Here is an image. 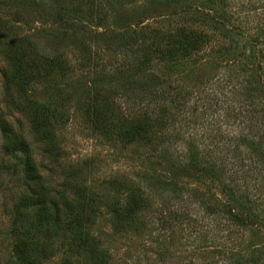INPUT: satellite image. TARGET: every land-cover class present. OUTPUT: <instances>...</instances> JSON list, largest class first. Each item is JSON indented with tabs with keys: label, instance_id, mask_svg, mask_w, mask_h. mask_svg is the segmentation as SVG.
<instances>
[{
	"label": "rangeland",
	"instance_id": "rangeland-1",
	"mask_svg": "<svg viewBox=\"0 0 264 264\" xmlns=\"http://www.w3.org/2000/svg\"><path fill=\"white\" fill-rule=\"evenodd\" d=\"M158 1L0 0V264H264V173L241 142L264 135L253 94L264 88V0ZM10 49L22 102L7 91ZM157 79L172 91L165 110L131 92L144 84L150 96ZM36 108L57 139L49 153L25 117ZM9 131L28 146L7 152ZM188 151L206 172L188 164L177 176L193 194L181 201L162 182ZM136 192L149 206L125 219ZM232 198L260 222L211 214Z\"/></svg>",
	"mask_w": 264,
	"mask_h": 264
},
{
	"label": "trees",
	"instance_id": "trees-1",
	"mask_svg": "<svg viewBox=\"0 0 264 264\" xmlns=\"http://www.w3.org/2000/svg\"><path fill=\"white\" fill-rule=\"evenodd\" d=\"M34 1L38 2L39 5L42 4L43 6L48 4V0H34ZM88 1L90 2L87 3ZM115 1L123 2V5H128L130 4L131 1H136V0H115ZM151 1L153 0H144V6L148 7V4L150 5L153 4V2ZM179 1L180 0H175L173 2L179 3ZM76 2L82 5L88 4V6L95 8V9H101V10L103 9L102 6L98 4L100 3V0H87V1L86 0L85 1L76 0ZM125 2H127V4H125ZM154 3L160 6L163 4L168 5L169 0H166V1L159 0L158 2H154ZM118 19L121 20V22L126 20L125 17H122V16H119ZM3 21L4 20L0 18V28L5 27L3 24ZM10 50H8L9 52L6 51L7 52L6 58L8 60L7 61L8 69L5 71V76L7 77V83H8L7 91L11 93L12 98H14L15 100H18L19 102H22V99L26 95V91L24 89V84L26 83V81H25L24 76L21 73H19L18 67H15L16 63L18 62V57H16L17 53L14 51L13 53H11L12 50L11 51ZM143 73L144 74L137 77V80L145 81L144 84L150 85V82H148V80L151 81L150 78L153 79L154 76L145 74V72ZM144 84L140 86V89L134 88L131 91L133 93L135 92L134 94L136 96L140 95L141 97L139 100L140 104L144 105L145 103H149L151 105H154L155 108H161L165 110L164 107H166L167 104L172 102V101H169L171 98L170 96H172V91L170 87L162 86L160 81H158L157 79L150 86V90H151L150 96L146 97L145 93H149V92L143 89ZM250 90L251 92H253L254 90L253 94H256V95L259 94L261 98L263 97L262 99L264 100V88H261L260 86V87H255V88L253 87V90L252 89ZM146 100L148 102H146ZM173 102H176V101L173 100ZM25 117L30 125L33 136H35L36 134L38 135V138L35 140L41 143V145L43 146V151L45 153L52 152L54 150L53 146L54 144H56L57 139L53 131H51L52 129L50 130L48 129V126H47L48 125L47 124L48 113H46L45 110L42 111L41 109L36 108L34 110H31L28 113H25ZM126 128H127L126 131H128V134L125 135L126 137H130L131 134L134 133V131L138 130L137 128H134V127H126ZM4 138L6 141L5 149L7 152H10V153L20 152L22 150L21 148L22 145L28 146L26 141L24 140L18 141L19 134L15 133L14 131H9L8 133H6ZM256 138L257 139L255 140L254 139L248 140V138H244L241 140V142L246 144L247 148L250 151L252 161L254 162L255 165L260 167L261 171L264 173V135L262 136L260 133H257ZM191 154L193 156H190V153L188 154L189 161L183 167H178V166L173 167L172 166V169L175 172H178L177 174L174 175V178L172 181L170 182L167 181L165 184L164 182H162V186H165L167 191L171 193H175L176 197L179 198L181 201L185 198H191L193 194H192V191L186 189L185 186L179 182V180L177 179V176H179V174H181L183 171L186 170L188 164H191L192 167H195V170L199 173L206 172V168L203 166V163L201 162L202 160L198 156V152L193 151ZM167 188H169V190ZM231 196H234V195L231 193ZM239 200L240 198H232L231 205H228V203H223L219 201L218 199H216L215 205L213 207H211V205L208 204L209 210L211 214H218V213L227 214L230 221H232L236 225H240L244 227H248V226L253 227L257 225V223L260 222V219L254 213L253 207L250 204L246 205L243 202L239 203ZM130 201L131 202H129V204L126 205V207L123 210V216L125 219H127L128 217H131V219L137 218L138 212H141V213L145 212L149 206L147 203V199H145V197L140 192L139 193L136 192V194L132 195ZM233 202H234V205H232ZM48 203L50 204V202L46 198L41 199V197H39V200L36 202L35 208L38 209L40 214L41 212H43L44 214H47L50 211L48 207ZM176 218L177 217L172 218L174 222H176ZM178 221L181 222L182 220L177 219V222ZM24 248L25 247L22 244H20V245H17L15 249L17 257L19 259L24 258L25 256L24 251H23ZM28 252L29 251H27L26 253ZM254 259L258 260L256 258Z\"/></svg>",
	"mask_w": 264,
	"mask_h": 264
}]
</instances>
